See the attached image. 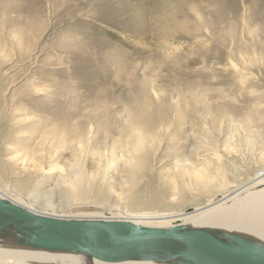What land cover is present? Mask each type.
<instances>
[{"label": "rangeland", "instance_id": "obj_1", "mask_svg": "<svg viewBox=\"0 0 264 264\" xmlns=\"http://www.w3.org/2000/svg\"><path fill=\"white\" fill-rule=\"evenodd\" d=\"M138 126L157 149L135 186ZM263 169L264 0H0V192L66 217L193 212ZM173 173L181 202L153 203Z\"/></svg>", "mask_w": 264, "mask_h": 264}, {"label": "water", "instance_id": "obj_2", "mask_svg": "<svg viewBox=\"0 0 264 264\" xmlns=\"http://www.w3.org/2000/svg\"><path fill=\"white\" fill-rule=\"evenodd\" d=\"M0 238L18 240L25 247L71 248L100 256L158 260L165 264H264V245L235 231L50 216L2 197Z\"/></svg>", "mask_w": 264, "mask_h": 264}, {"label": "bare ground", "instance_id": "obj_3", "mask_svg": "<svg viewBox=\"0 0 264 264\" xmlns=\"http://www.w3.org/2000/svg\"><path fill=\"white\" fill-rule=\"evenodd\" d=\"M135 134L138 137V142L137 145L133 147L132 153L136 161L134 163L132 162L131 167L126 172L127 180L133 183L134 185L136 184L137 181H139V179H141L143 176L147 174L148 168L152 162L151 159L154 158L155 151L157 149V148L150 149L149 146L145 145V141L148 139V136L142 131L141 128H139V126L135 128ZM216 155H217V160L221 162L222 154L216 153ZM127 159L129 160V162H131V158H127ZM215 171H216L215 173H212V172H206V168L203 169V171L200 173L201 179L199 180L200 184H198L199 189H201L202 191L211 190L213 188L212 186L213 181L218 182L217 185L219 187H223V181L227 179L228 176L227 171L224 170V166L220 164L217 166ZM76 176L78 177V179L73 180L70 184V191L67 194L68 199H72L73 195L81 194L82 191L86 188L85 184H83L84 175L81 172L77 171ZM168 176H169L168 181L165 182V184L163 185V189L161 190V192H159L157 198L155 199L150 196V199L151 201H153V203H155V201L159 199L161 200L162 198H170L167 203L171 205H172V201L180 200L181 202L180 197L183 196L187 184L185 182L186 180H184L185 175L182 173L181 174L173 173V174H169ZM263 182H264V169L256 173L255 176H253V178H251L247 183L241 185L239 190L231 194H225V196H223V198L217 202H212L209 200L206 203V205L197 208L193 212H184L182 210L132 211L129 209H118L116 210L117 213H114L111 210L105 212V215L100 214V215H95V217H92L91 215H87V216L83 215L81 217L128 220L134 222L135 224L149 226V227L182 226L189 229L217 228L228 232H233V231L238 232L242 236L247 238L251 237L254 240H256L258 243L264 245V183ZM217 185L215 187H217ZM0 197L8 198L14 202L25 205L28 208H32L30 205H26L27 204L26 202H25L26 204H24L21 201H17L18 199L15 200L16 198L14 199L2 192H0ZM38 197L40 196H37L36 198ZM44 198L46 199V203L49 206L51 201L46 197ZM39 213L50 216H60V215H56V213L54 214L52 211L49 210L41 211ZM60 217H66V216H60ZM176 219L180 220L181 223L178 225H174V223L172 222ZM9 231L12 232L11 230ZM0 264H165V263L158 260H140V259H127L123 257H114V256H100L71 248L41 249V248L25 247V246H21L18 240L0 238Z\"/></svg>", "mask_w": 264, "mask_h": 264}]
</instances>
